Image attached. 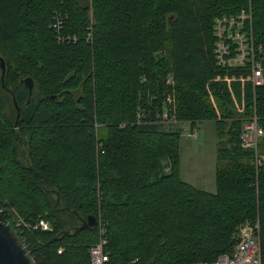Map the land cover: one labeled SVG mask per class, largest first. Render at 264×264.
Returning a JSON list of instances; mask_svg holds the SVG:
<instances>
[{"label": "trees", "instance_id": "trees-1", "mask_svg": "<svg viewBox=\"0 0 264 264\" xmlns=\"http://www.w3.org/2000/svg\"><path fill=\"white\" fill-rule=\"evenodd\" d=\"M241 9L263 80L229 82L243 97L238 113L212 79L249 64L219 67L212 50L214 20ZM3 13L0 220L35 264H92L101 228L104 264H210L232 254L245 226L264 264V0H0ZM251 114L262 131L255 149L240 146ZM175 121H211L225 136L214 192L179 178ZM88 216L96 223L82 226ZM39 218L48 230L33 228Z\"/></svg>", "mask_w": 264, "mask_h": 264}, {"label": "built area", "instance_id": "built-area-1", "mask_svg": "<svg viewBox=\"0 0 264 264\" xmlns=\"http://www.w3.org/2000/svg\"><path fill=\"white\" fill-rule=\"evenodd\" d=\"M248 18V15L241 9L239 13L233 17L221 16L214 20V35L216 40L213 46V58L215 64L219 67H238L249 64L248 73L245 75L222 76L216 75L212 80H222L226 83L227 89L230 93L235 110L241 113L243 110V97L240 101H236L231 93L229 82L237 80L240 83L249 81L253 86L262 83L261 66L258 61H254V46L250 37L241 31L243 27L242 20ZM169 82V79H166ZM165 104H173V99L170 95L165 97ZM163 105L162 113L165 114L167 108ZM168 112V111H167ZM262 135L261 128L258 126L257 118L254 114L244 116L240 121V146L243 148L255 149L259 137ZM254 163L258 164L259 159L255 155ZM41 230H48L49 224L42 218L36 220L33 228ZM88 248V256L92 264H104L108 257L104 251L107 244L106 236H100ZM60 251V249H58ZM201 264V263H196ZM205 264V263H204ZM210 264H260L259 260V242L257 237L253 234L250 227H242L239 230V237L234 246L232 254H218Z\"/></svg>", "mask_w": 264, "mask_h": 264}, {"label": "rangeland", "instance_id": "rangeland-1", "mask_svg": "<svg viewBox=\"0 0 264 264\" xmlns=\"http://www.w3.org/2000/svg\"><path fill=\"white\" fill-rule=\"evenodd\" d=\"M1 15V29L4 30L9 24V20L5 13ZM11 31L12 28L9 29V32ZM168 75H170L169 72ZM0 80H2L1 74ZM160 118L166 124L171 117L167 111H165L164 115L161 111ZM195 124L193 127H190L187 121H175L173 123L174 130H178V176L181 180L188 182L195 188L209 190L214 186L215 180V152L221 144L225 143V136L218 135L217 129L211 121H199L195 122ZM16 152L18 160L25 164L26 155L24 148L17 146ZM258 158L259 162H261V158ZM162 164L164 166L163 170L168 172L164 161H162ZM101 229L98 230V237L101 236L99 234L102 233ZM98 237L97 240L99 239Z\"/></svg>", "mask_w": 264, "mask_h": 264}, {"label": "water", "instance_id": "water-1", "mask_svg": "<svg viewBox=\"0 0 264 264\" xmlns=\"http://www.w3.org/2000/svg\"><path fill=\"white\" fill-rule=\"evenodd\" d=\"M4 71L3 60L0 58V74L1 77ZM24 85L27 88V93L30 94L32 81L30 77L23 78ZM14 103V102H13ZM16 109V118L18 116V108L14 103ZM95 219L93 216L86 217L82 222V226L94 225ZM0 264H35L29 251L21 241L16 231L8 223L0 220Z\"/></svg>", "mask_w": 264, "mask_h": 264}, {"label": "crops", "instance_id": "crops-1", "mask_svg": "<svg viewBox=\"0 0 264 264\" xmlns=\"http://www.w3.org/2000/svg\"><path fill=\"white\" fill-rule=\"evenodd\" d=\"M169 123V122H168ZM196 125V124H195ZM186 182V181H185ZM188 183V182H187ZM215 183V182H214ZM191 185V184H190ZM214 189H215V185L214 186H212V188H210L209 190H205V191H207V192H214Z\"/></svg>", "mask_w": 264, "mask_h": 264}]
</instances>
